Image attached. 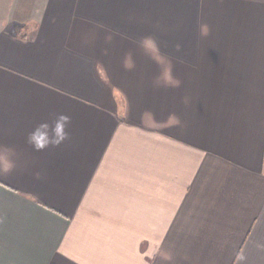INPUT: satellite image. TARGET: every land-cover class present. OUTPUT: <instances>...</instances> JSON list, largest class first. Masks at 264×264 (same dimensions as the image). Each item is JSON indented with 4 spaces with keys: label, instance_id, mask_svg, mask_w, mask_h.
Listing matches in <instances>:
<instances>
[{
    "label": "crops",
    "instance_id": "obj_1",
    "mask_svg": "<svg viewBox=\"0 0 264 264\" xmlns=\"http://www.w3.org/2000/svg\"><path fill=\"white\" fill-rule=\"evenodd\" d=\"M0 264H264V0H0Z\"/></svg>",
    "mask_w": 264,
    "mask_h": 264
},
{
    "label": "clouds",
    "instance_id": "obj_2",
    "mask_svg": "<svg viewBox=\"0 0 264 264\" xmlns=\"http://www.w3.org/2000/svg\"><path fill=\"white\" fill-rule=\"evenodd\" d=\"M70 124L71 118L60 114L52 125L47 123L39 124L28 134L27 143L34 151L38 152L49 148H58L70 138L67 131Z\"/></svg>",
    "mask_w": 264,
    "mask_h": 264
},
{
    "label": "rangeland",
    "instance_id": "obj_3",
    "mask_svg": "<svg viewBox=\"0 0 264 264\" xmlns=\"http://www.w3.org/2000/svg\"><path fill=\"white\" fill-rule=\"evenodd\" d=\"M31 28V27H30ZM17 29H19L20 30V27L19 26H17Z\"/></svg>",
    "mask_w": 264,
    "mask_h": 264
}]
</instances>
